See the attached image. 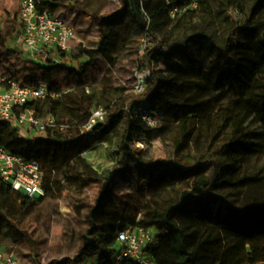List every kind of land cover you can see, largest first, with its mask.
<instances>
[{
    "label": "trees",
    "instance_id": "obj_1",
    "mask_svg": "<svg viewBox=\"0 0 264 264\" xmlns=\"http://www.w3.org/2000/svg\"><path fill=\"white\" fill-rule=\"evenodd\" d=\"M37 1L40 10L55 13L51 0ZM122 1L120 11L94 16L95 49L72 52L67 60L71 66L53 60L46 67L30 63L22 85L48 84L58 93L72 90L71 94L92 105L99 77L94 69L100 59L115 67L121 54H139L146 40L150 46L138 61L141 70L150 72L144 90L117 95L111 93V84L104 87L95 108L104 109L107 120L95 135L82 133L92 109L80 122L66 116L68 95L33 102L30 107L38 116L53 115L69 129H49L45 137L26 139L0 120V144L41 166L47 196L60 192L66 180L83 189L99 186L96 203L86 217L89 228L82 235L77 261L114 264L119 233L141 228L154 232L145 253L157 264H264V196L259 192L264 176L261 170L246 168L264 153V140L252 128L258 123L264 129V0H209L176 19L171 9L186 0H136L152 34L135 17L129 0ZM131 20L138 25L136 32L128 24ZM7 43L0 33L1 48L7 49ZM59 55L66 58L63 51ZM85 56L89 60L82 62ZM160 62L168 65L166 70L158 69ZM186 80L203 82L213 95L177 100L176 89ZM228 94L234 101L219 105L218 99ZM141 105L159 121L157 129L135 114ZM163 122L175 127L173 154L147 159L137 144L152 140ZM122 123L117 147L120 163L103 179L84 155L111 142ZM189 145L195 154L182 153ZM129 172L148 188L144 213L138 207L128 210L114 198L111 178ZM35 204V198L14 190L0 177V248L21 238L32 243L23 224ZM122 264L137 263L125 260Z\"/></svg>",
    "mask_w": 264,
    "mask_h": 264
},
{
    "label": "rangeland",
    "instance_id": "obj_2",
    "mask_svg": "<svg viewBox=\"0 0 264 264\" xmlns=\"http://www.w3.org/2000/svg\"><path fill=\"white\" fill-rule=\"evenodd\" d=\"M44 1V0H40ZM55 8L63 11L69 18L68 22L77 29L90 28V37L86 41L92 45L97 36V25L90 26L89 21H95L94 16H107L123 9L122 0H51ZM6 0L0 2V30L3 27V21L14 19L17 12L11 11L9 16L6 13ZM58 13V12H56ZM87 13V14H86ZM88 15H92L89 17ZM88 16V17H87ZM76 20V21H75ZM75 21V22H74ZM133 32L137 31L138 25L132 20L128 22ZM20 25V23H19ZM88 26H90L88 28ZM142 26V25H141ZM22 31V25L19 26ZM221 27V26H220ZM147 29V28H145ZM221 37L224 32L221 28ZM141 42V51H143ZM72 42L70 44V48ZM0 46V66L1 69H14L11 61H8V54ZM14 57H21L23 62L18 64L17 70L26 67L29 61L35 59L42 62L45 54L32 55L24 47H16ZM127 56L121 54L119 63L115 67H110L106 60L100 59L95 66L94 72L99 76L93 88L95 90L94 103L86 104L74 94L70 93L69 97L64 99V106L69 107L66 116L76 121H82L87 117L91 109L97 107V103L102 100L104 87L111 84V93L117 95L139 94L142 92L137 89L142 81L146 79L150 72L147 69L141 70L138 65L141 54ZM14 57L12 59L14 60ZM12 60V61H13ZM83 62H87L83 60ZM167 64L160 62L158 69L166 70ZM2 71V70H1ZM148 72L146 76L142 73ZM24 76L17 77V81L24 80ZM193 96L195 99H206L213 95L211 89L203 82L198 80H186L176 89L175 98L178 100L184 96ZM219 105L226 106L234 101L232 94L226 98H219ZM124 123L120 124L117 134H113L112 141L99 145L95 150L87 152L84 157L94 167V169L103 177L111 176L115 172L116 166L120 163V156L117 152L118 143L124 131ZM252 128L264 140V129L258 123H253ZM175 134L174 125L163 122L162 127L153 135V139L147 143H138L137 148L143 151L147 159L152 158H169L173 154L172 137ZM45 137L46 133H35L33 137ZM195 154V149L189 145L184 152ZM249 171L261 170L264 176V153L259 158H253L246 165ZM64 181V180H63ZM64 183V182H63ZM113 195L117 203L125 204L128 210L140 208L144 213V208L148 203L149 193L146 184L141 183L132 173L115 174L111 178ZM99 186L93 185L83 189L72 181L66 180L62 185L61 191L55 196H48L42 199L41 206L36 214L28 219L23 225L29 242L26 238L19 241L9 240L3 246L2 250L7 254H13L18 264H96L93 260L77 261L79 248L83 242L82 235L86 233L89 226L86 217L90 207L94 206L99 193ZM259 192L264 196V184L260 187ZM154 234V232H153Z\"/></svg>",
    "mask_w": 264,
    "mask_h": 264
},
{
    "label": "built area",
    "instance_id": "obj_3",
    "mask_svg": "<svg viewBox=\"0 0 264 264\" xmlns=\"http://www.w3.org/2000/svg\"><path fill=\"white\" fill-rule=\"evenodd\" d=\"M19 19L23 24V32L17 43L27 47L34 55L45 54L49 51L70 50V43L77 35V28L50 10H40L37 0H17ZM209 0H186L181 6L170 11L173 19L181 17L189 11L197 10L200 5ZM150 46L144 40L143 48ZM143 49V50H144ZM145 79L142 81L144 84ZM144 90V85L137 87ZM70 90L62 93L51 91L48 84H41L37 88L23 86L6 75L0 74V120L9 122L13 128L31 130L35 133H47L49 129L67 130L66 125L58 124L56 117L38 116L30 107L33 102L47 99L59 100L69 95ZM135 114L143 119L151 129L159 127V121L143 105L136 108ZM107 120V112L102 108H93L82 133L95 135L99 125ZM0 177L11 187L34 198L38 195L47 198L43 190L44 173L37 162L27 161L21 156L9 152L0 144ZM153 231L141 228L127 229L119 233L117 238V253L114 264H122L125 260L137 264H157L152 256L145 253V249L153 239ZM0 264H18L13 254H7L0 249Z\"/></svg>",
    "mask_w": 264,
    "mask_h": 264
},
{
    "label": "crops",
    "instance_id": "obj_4",
    "mask_svg": "<svg viewBox=\"0 0 264 264\" xmlns=\"http://www.w3.org/2000/svg\"><path fill=\"white\" fill-rule=\"evenodd\" d=\"M2 0H0L1 2ZM47 1V0H45ZM6 13L7 15L9 16V13H11V11H16L17 14H16V19L18 21H14V19H8L7 21H3V27L2 29L0 30V33H1V36L2 38H7V49L5 50L6 53L8 54V61H11L12 63V66L14 69H8L5 70V69H1V66H0V74L1 75H6L8 77H10L11 79L15 80L16 82L20 83L21 85L24 83V81L28 78L29 76V67H28V64H32V63H35L39 66H42V67H46L47 66V61L48 60H53V61H56L58 64H63V65H68V66H71L72 63L68 62V57L71 55L72 52H81V49L83 48H86V49H95L97 47V43H98V35L95 37V41H93L92 45H89L86 43V41L89 39L90 35L89 33L91 32L90 30V26H95L94 24H96V21H89L88 24L90 26H88L89 30L86 28L87 27H83V25L85 24V19L83 21V24H82V27L77 29V35L76 37L71 41L72 42V46L70 48L69 51L67 52H63V55L66 56V58H62V56L59 55V51H56V50H53V51H49L47 53H45L44 55V58H42V62H37L35 59H33L32 61H29V63H27L26 67L20 69V70H17L16 68H18V64H21L23 62L22 58L21 57H14V55L16 54V47H24L30 54H32L34 56V54L27 48L25 47L24 45H21V44H18L17 43V39L18 37L21 35V33L23 32V24L22 22L20 21L19 19V14H18V1L17 0H6ZM54 12H58L56 14L60 15V16H63L67 21L69 20V18H67V14H65L63 11H59V9L55 8ZM88 17V16H87ZM91 17V16H89ZM76 21V20H75ZM74 21V22H75ZM22 25V31H21V28L19 27L20 25ZM71 44V43H70ZM12 57H14V60L12 59ZM13 60V61H12ZM83 60H86L88 61V57L85 56L84 58H82V62ZM22 61V62H21ZM2 70V71H1ZM19 76H24V80L22 81H17V77ZM71 93H72V90H70ZM70 95H68L69 97ZM49 116V115H47ZM47 116H42V117H47ZM53 116V115H52ZM20 136L22 138H26V139H32L34 138V134L35 132L34 131H31V130H21L20 132ZM44 199L42 197L39 196V199H36V204H35V207L31 213V215L24 221V224L25 222L30 219L31 217H33L37 210L40 208L41 206V200ZM46 199V198H45ZM23 224V225H24ZM1 249V248H0Z\"/></svg>",
    "mask_w": 264,
    "mask_h": 264
},
{
    "label": "water",
    "instance_id": "obj_5",
    "mask_svg": "<svg viewBox=\"0 0 264 264\" xmlns=\"http://www.w3.org/2000/svg\"><path fill=\"white\" fill-rule=\"evenodd\" d=\"M129 2L132 6V10L134 12L135 17L142 23V25L144 27L149 29L150 33L152 34V30H151L149 22L140 14V12L138 10L137 1L136 0H129ZM34 198L39 199V196L35 195Z\"/></svg>",
    "mask_w": 264,
    "mask_h": 264
},
{
    "label": "bare ground",
    "instance_id": "obj_6",
    "mask_svg": "<svg viewBox=\"0 0 264 264\" xmlns=\"http://www.w3.org/2000/svg\"><path fill=\"white\" fill-rule=\"evenodd\" d=\"M148 74V72H145V73H142L141 75L142 76H146Z\"/></svg>",
    "mask_w": 264,
    "mask_h": 264
}]
</instances>
